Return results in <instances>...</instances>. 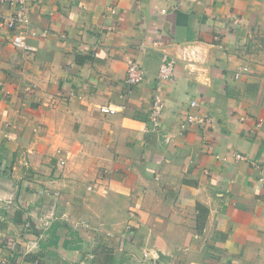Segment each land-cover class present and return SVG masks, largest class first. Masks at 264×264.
<instances>
[{"label": "crops", "instance_id": "0c3cea01", "mask_svg": "<svg viewBox=\"0 0 264 264\" xmlns=\"http://www.w3.org/2000/svg\"><path fill=\"white\" fill-rule=\"evenodd\" d=\"M28 11L24 51L0 7V260L264 264V0ZM164 57L176 74L158 90ZM129 61L146 79L127 97ZM194 100L208 131L180 127Z\"/></svg>", "mask_w": 264, "mask_h": 264}, {"label": "built area", "instance_id": "2783aa9c", "mask_svg": "<svg viewBox=\"0 0 264 264\" xmlns=\"http://www.w3.org/2000/svg\"><path fill=\"white\" fill-rule=\"evenodd\" d=\"M33 0H0V7L7 8L10 10V14L4 18L3 27L8 31H13L15 34L12 39V44L15 48L28 51L31 48L27 44V36L25 29L30 24L29 16V4ZM196 51H192V57L196 58ZM189 56L187 55V59ZM176 59L170 57H164L159 75H158V90L162 89L163 85L167 82H171L175 78L176 74ZM242 72H247V69L244 68ZM241 74L238 73L236 78H240ZM146 79L145 70L139 65L136 61H129L126 86L128 91L126 92L127 97L130 96L131 89L144 82ZM165 104L160 93L154 97L152 103V108L149 114V120L152 124L153 130L160 128L162 123V117L164 112ZM101 112L104 114L114 115L118 111L116 108L111 106L101 107ZM213 126V119L205 112L199 110L198 101L194 100L190 103V109L181 121L180 127L183 131H187L192 128H197L201 131H208ZM234 158L238 161L245 160V157L237 153L234 155ZM0 264H10L6 260H0ZM80 264H85L81 262Z\"/></svg>", "mask_w": 264, "mask_h": 264}, {"label": "trees", "instance_id": "16d2710c", "mask_svg": "<svg viewBox=\"0 0 264 264\" xmlns=\"http://www.w3.org/2000/svg\"><path fill=\"white\" fill-rule=\"evenodd\" d=\"M199 208H200V206H199Z\"/></svg>", "mask_w": 264, "mask_h": 264}]
</instances>
